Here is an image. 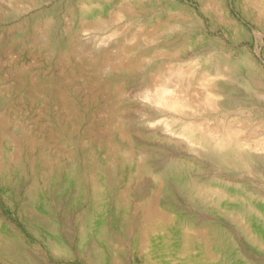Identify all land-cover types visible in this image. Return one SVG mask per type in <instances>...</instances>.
Segmentation results:
<instances>
[{
	"label": "rangeland",
	"instance_id": "rangeland-1",
	"mask_svg": "<svg viewBox=\"0 0 264 264\" xmlns=\"http://www.w3.org/2000/svg\"><path fill=\"white\" fill-rule=\"evenodd\" d=\"M225 11L248 36L227 22ZM70 33L76 40L67 67L75 69L78 78L94 82L101 77L97 71H103L101 57L117 65L114 77L125 85L126 94L106 90L107 100L93 104L110 124L139 127L143 119L139 101L147 102L145 94L153 95L163 82L171 88L182 83L198 99L207 88L200 83L203 77H215L220 70L246 72L245 58H255L264 70V6L259 9L250 0H0V120L11 121L9 114L19 122L31 120L39 110L47 112L41 121L49 125L61 105L80 104L73 93L61 103L53 91L36 102L28 99L23 106L15 89L9 93L21 65L32 62L31 47L41 56L56 55L55 63L56 51L61 50L55 39ZM229 84L237 88L231 101L238 108L232 116L249 113L258 123L264 108L262 92L248 99L238 80ZM203 115L210 121L220 119L216 111ZM88 125L84 121L79 133ZM6 129L11 132L13 124ZM64 140L53 141L52 151L67 156ZM3 156L0 149V163ZM135 168L40 167L42 179L37 181L30 172L28 178H18V170L0 167V241H5L0 244V264H149V259L153 264H264V229L188 236L148 230L140 212H127L116 203ZM109 180L114 181L112 191L104 184ZM181 205L190 207L183 201ZM174 221H209L216 229L221 221L229 224L215 213L208 220L188 214ZM56 243L64 248L57 249Z\"/></svg>",
	"mask_w": 264,
	"mask_h": 264
},
{
	"label": "bare ground",
	"instance_id": "bare-ground-1",
	"mask_svg": "<svg viewBox=\"0 0 264 264\" xmlns=\"http://www.w3.org/2000/svg\"><path fill=\"white\" fill-rule=\"evenodd\" d=\"M250 3L259 9L264 6V0H250ZM224 4L223 1V9L226 10ZM226 20L237 32L248 36L246 28L228 13ZM47 33L45 35L50 38ZM75 37L72 33L66 38L56 37L55 45L61 50L56 51L59 57L55 63L53 56L56 55L41 56L31 47L32 62L21 65L9 93L15 89L23 106L28 99L36 102L53 91L60 95L61 103L73 93L80 104L73 101L67 107L58 100L61 106L51 114L49 125L41 121L47 112L39 110L31 120L26 117L19 122L12 114H9L11 121L0 120V149L5 153L0 167L18 170V178H28L30 172L37 181L42 179L40 167H136L135 171H129L128 181L116 203L127 212H140L146 218L148 230L168 235L179 232L186 236L201 231L256 233L263 230L264 108L256 124L249 113L233 117L232 112L238 107L232 104L231 99L237 88L229 84L238 80L248 99H252L259 90L264 97V70L258 67L256 59L244 57L245 64L249 66L246 72L220 70L215 77H203L200 83L207 88L198 99L194 98V93H188L182 83L173 84V88L165 82L159 84L153 95L145 94L147 102L139 101L143 119L142 124L134 128L127 122L126 126L124 123H107L100 110H93L95 102L107 100L106 90L125 95L126 89L114 77L117 65L106 62L108 57L100 58L103 71L97 70L101 77L94 82L78 78L75 69L67 67ZM51 68H54V73L50 72ZM180 73H183L182 69H179ZM131 104L134 106L133 102ZM213 111L220 113L219 120L210 121V117L203 115ZM84 121L89 125L79 133ZM11 123L14 129L9 132L6 125ZM61 139H65L63 144L69 147L67 156L52 151L53 141ZM118 150L123 153L120 157L116 153ZM104 184L113 190L114 181H105ZM80 188L87 189L85 185ZM182 201L190 207H182ZM177 203L180 206H176ZM213 213L229 224L221 221L216 229L209 221H174L188 214L208 220ZM253 219L263 224L257 225ZM186 240L190 242L193 239ZM0 242L5 244V241ZM55 245L57 249L64 248L60 244ZM148 261L153 264L152 259Z\"/></svg>",
	"mask_w": 264,
	"mask_h": 264
}]
</instances>
